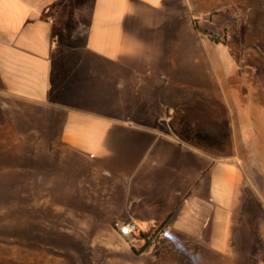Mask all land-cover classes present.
I'll return each mask as SVG.
<instances>
[{
	"label": "crops",
	"instance_id": "0c3cea01",
	"mask_svg": "<svg viewBox=\"0 0 264 264\" xmlns=\"http://www.w3.org/2000/svg\"><path fill=\"white\" fill-rule=\"evenodd\" d=\"M231 6L230 0H92L87 20L60 28V19L46 17L31 0H0V150L13 136L17 205L30 196L37 223L43 212L100 216L102 205L87 201L108 197L112 211L103 215L124 240L144 235L143 218L154 215L161 224L173 212L167 226L180 233V243L222 250L237 242L238 164L216 160L209 152L214 147L198 141L209 131L197 116L149 108L165 105L161 89L171 78L167 69L232 71L217 48L221 39L200 32L220 36L232 15L249 29L258 15L247 7L236 15ZM9 125L13 132L8 134ZM185 128L179 133L187 139L188 147H181L185 158L171 164L174 171L167 175L166 145L177 144L172 133ZM199 143L203 158L199 167L195 155L193 168L188 152L199 154ZM39 153L47 159L39 162ZM77 165L80 175L74 174ZM181 165L184 181L177 197L164 202L160 191L168 177L178 178ZM98 192L107 196H94ZM72 198L90 208L74 216V208L63 201ZM125 214L139 234L123 237L113 227ZM41 226L40 231L47 230ZM16 228L21 234L18 215Z\"/></svg>",
	"mask_w": 264,
	"mask_h": 264
},
{
	"label": "rangeland",
	"instance_id": "374dc122",
	"mask_svg": "<svg viewBox=\"0 0 264 264\" xmlns=\"http://www.w3.org/2000/svg\"><path fill=\"white\" fill-rule=\"evenodd\" d=\"M31 1L46 13V17L54 21V18L60 19V24L56 23L60 28L75 27L80 20H87L92 4V0ZM230 1L233 14L237 15L239 8L247 7L258 15L250 28L241 25L232 15L225 23V30L224 25L221 29L214 25V29H220V36L201 29L200 32L208 36L212 33L218 39L216 42L221 39L223 44L217 48L223 51L232 71L202 74L188 69L181 74L167 69L165 73L171 78L161 89L165 105L154 103L149 108L151 112L160 110L165 115L173 111L177 116H197L200 125L209 131V136L199 134L198 141L201 144L207 141L214 147L209 152L216 160L230 158L238 164L239 191L235 199L237 242H230L222 250L206 246L195 248L180 243V233L174 226L166 225L156 244L138 254L136 250H140L156 232L160 224L157 217L143 218L146 221L144 235L124 240L108 225L110 218L104 215L112 211L113 201L101 192L94 196L105 197L102 201L87 202L89 205L100 203L104 215L77 216L78 212L90 206L80 198H72L63 201L74 208V216L77 217L66 218L43 212L36 223V206L30 196L28 200H20L19 205L15 201L18 154L14 137L8 136L11 140L6 148L0 150V264H264V0ZM243 49L247 50V55ZM10 128L12 126L9 125L8 134L13 132ZM185 130L178 129L172 133L177 144L171 142L166 145L167 175L174 171V163L185 158L181 147H188L187 139L180 136ZM200 143L197 146L199 154L192 153L190 149L188 152L193 154V168L195 155L198 156L199 167L203 158ZM37 157L39 162L45 161L47 154L39 153ZM74 167H78L74 174L80 175L79 165ZM176 171L178 178L171 180L167 176V182L160 191L164 202H170L172 196L177 197L175 191L184 181L179 172L183 171L182 165ZM45 204L42 203L43 209ZM17 215L21 234L16 228ZM120 219L127 221V214ZM40 224L47 230L40 231ZM36 235V239H26Z\"/></svg>",
	"mask_w": 264,
	"mask_h": 264
},
{
	"label": "trees",
	"instance_id": "16d2710c",
	"mask_svg": "<svg viewBox=\"0 0 264 264\" xmlns=\"http://www.w3.org/2000/svg\"><path fill=\"white\" fill-rule=\"evenodd\" d=\"M195 27L198 28V24L197 23L195 24ZM205 32L207 33V30H205ZM208 34H209V36L212 39L218 40L217 38H215V36L212 33H208ZM172 215H173V212H171L166 217V219L158 226V228H157L156 232L154 233V235L151 238H148L146 240V242L144 243V245L142 246V248L140 250H136V252L138 254H141L142 252H144L145 250H147L150 247V245L157 240L159 234L164 231V227L168 224V222H169L170 218L172 217Z\"/></svg>",
	"mask_w": 264,
	"mask_h": 264
},
{
	"label": "built area",
	"instance_id": "2783aa9c",
	"mask_svg": "<svg viewBox=\"0 0 264 264\" xmlns=\"http://www.w3.org/2000/svg\"><path fill=\"white\" fill-rule=\"evenodd\" d=\"M113 227L124 237L132 236L133 234H139L137 226L130 220L114 222Z\"/></svg>",
	"mask_w": 264,
	"mask_h": 264
}]
</instances>
